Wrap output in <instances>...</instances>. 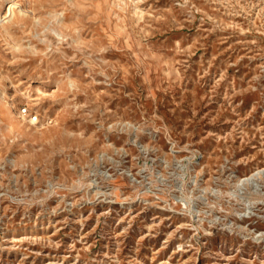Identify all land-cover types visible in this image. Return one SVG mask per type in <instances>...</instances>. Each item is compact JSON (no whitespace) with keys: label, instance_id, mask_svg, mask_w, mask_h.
Returning <instances> with one entry per match:
<instances>
[{"label":"rangeland","instance_id":"1","mask_svg":"<svg viewBox=\"0 0 264 264\" xmlns=\"http://www.w3.org/2000/svg\"><path fill=\"white\" fill-rule=\"evenodd\" d=\"M0 264H264V0H0Z\"/></svg>","mask_w":264,"mask_h":264},{"label":"bare ground","instance_id":"2","mask_svg":"<svg viewBox=\"0 0 264 264\" xmlns=\"http://www.w3.org/2000/svg\"><path fill=\"white\" fill-rule=\"evenodd\" d=\"M8 5V4H7ZM10 5V4H9ZM15 5V4H14ZM12 6V5H11ZM9 7V6H8ZM15 7V6H14ZM11 9V8H10ZM19 10V9H18ZM21 10V9H20ZM8 12V11H7ZM19 12V11H18ZM2 14V13H1ZM9 14V13H8ZM12 15V14H11ZM22 111V110H21ZM36 117L29 118V120H34Z\"/></svg>","mask_w":264,"mask_h":264}]
</instances>
